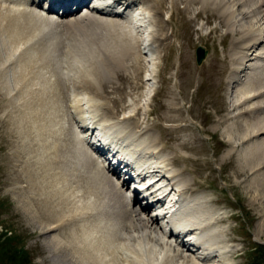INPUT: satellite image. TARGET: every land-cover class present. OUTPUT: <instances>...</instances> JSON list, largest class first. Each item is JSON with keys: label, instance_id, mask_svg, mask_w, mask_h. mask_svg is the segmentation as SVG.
Instances as JSON below:
<instances>
[{"label": "rangeland", "instance_id": "1", "mask_svg": "<svg viewBox=\"0 0 264 264\" xmlns=\"http://www.w3.org/2000/svg\"><path fill=\"white\" fill-rule=\"evenodd\" d=\"M8 4L0 1V230L20 238L29 264H52L57 256L58 250L52 249L53 254L46 245L51 233H44L52 220L68 217L81 233L96 238L105 234V220L89 216L104 195L78 153L74 131L86 107L83 95L101 105L96 111L103 119L120 118L137 134L148 130L171 171L192 187L188 196L201 195L206 211L221 220L220 238L236 252L230 264H251L250 247L264 245V237L256 236L263 216L258 217L259 209L250 202L247 180L234 175L237 152L227 155L225 128L218 124L233 100L230 83L223 84L232 40L223 37L225 28L211 31L217 21L206 24L204 14L194 18L196 7L185 15L183 4L174 10L166 0L161 20L171 15L177 36L173 49L161 51L152 37L146 45L144 38L131 34V45L126 32L116 28L57 25L50 33H33L36 28L26 26L27 18H20L23 27L16 25ZM137 6L149 12L150 35H157L155 1ZM52 14L54 20H64ZM198 45L208 52L201 64L195 58ZM125 51L130 53L123 56ZM149 72L154 95L143 103ZM238 76L241 82L243 74ZM64 230L53 234L69 240Z\"/></svg>", "mask_w": 264, "mask_h": 264}, {"label": "bare ground", "instance_id": "2", "mask_svg": "<svg viewBox=\"0 0 264 264\" xmlns=\"http://www.w3.org/2000/svg\"><path fill=\"white\" fill-rule=\"evenodd\" d=\"M0 1L11 4L7 9L9 14L16 15L13 20L20 28L23 27L20 18H27L26 26L36 28L33 33H50L49 30L53 31L51 28H57V25L85 24L82 28H116L126 32V42L131 45L134 44L131 34L144 38L146 45L148 37H152L157 50L161 51L162 48L173 49V39L177 36L170 21L171 15L167 21L161 20L166 0H154L158 7L155 12L158 32L154 36L150 35L153 22L149 12L137 6L146 0H93L79 16L78 13L63 15L73 10L75 5H82L84 0H54L62 9L59 18L64 20L59 22L52 16L56 10L45 8L47 0ZM179 4H183L185 15L196 7L194 18L204 14L206 24L213 21L218 23L211 31L225 28L223 37L232 38L229 43L231 52L227 60V80L223 84L230 83L233 100L228 113L218 120V124L225 128L226 145L229 146L227 155L237 152L234 175L247 180L245 189L250 193V202L259 209L258 217L263 216L256 227V236L264 237V0H170L171 9L175 10ZM135 6L137 8L134 10ZM102 14L106 18L98 16ZM113 16H119L122 21L108 18ZM167 26L171 29L170 35H166ZM126 52L123 56L130 53ZM212 61L216 62L215 59ZM251 61L254 63L246 67ZM240 74L244 77L241 82ZM151 76L149 72L145 79L143 103H149L154 95ZM82 100L86 107H83V115L74 131L80 142L78 153L93 174L95 185L104 195L101 203L90 209L89 216L105 220L106 228L102 230L105 234L96 238L91 232L81 233L75 230L73 223L68 222L70 220L66 221L68 217L48 222L44 233L51 234L46 245L53 254L56 253L54 251L59 252L53 257L52 264H230L229 258L236 252L234 247L225 245L226 241L220 238L217 225L221 220L206 211L201 195L188 196L192 187L185 184L180 173L171 171L165 155L151 139L148 130L137 134L126 129V123L120 122V118L115 121L103 119L96 111L100 104L86 95ZM86 146L93 154H88ZM177 158L181 159V156L172 159ZM109 165L115 169L114 173L109 171ZM115 175L127 177L132 182L136 190L133 196L126 194L124 182L118 184L116 179L110 178ZM168 188L170 190L165 194L166 191H163ZM160 199V206L155 209L159 212L158 216L149 215L146 212L149 205L146 203ZM160 220L166 221L165 228L169 231L158 224ZM65 228L68 233L64 235L69 236V240L53 234L55 231H59L57 234L64 232ZM145 231L148 233L145 234ZM118 241L119 245H114ZM193 249H196L195 254Z\"/></svg>", "mask_w": 264, "mask_h": 264}, {"label": "trees", "instance_id": "3", "mask_svg": "<svg viewBox=\"0 0 264 264\" xmlns=\"http://www.w3.org/2000/svg\"><path fill=\"white\" fill-rule=\"evenodd\" d=\"M20 238L15 234H7L0 230V264H29L30 257L24 246L20 244ZM249 253L251 264H264V245L252 246ZM256 254L252 259V255Z\"/></svg>", "mask_w": 264, "mask_h": 264}, {"label": "water", "instance_id": "4", "mask_svg": "<svg viewBox=\"0 0 264 264\" xmlns=\"http://www.w3.org/2000/svg\"><path fill=\"white\" fill-rule=\"evenodd\" d=\"M207 55V50L204 48V46H197L195 50V58H196V63L201 64L204 58Z\"/></svg>", "mask_w": 264, "mask_h": 264}]
</instances>
